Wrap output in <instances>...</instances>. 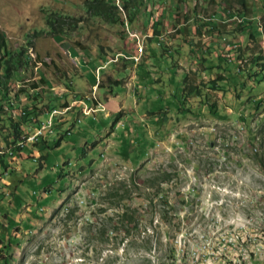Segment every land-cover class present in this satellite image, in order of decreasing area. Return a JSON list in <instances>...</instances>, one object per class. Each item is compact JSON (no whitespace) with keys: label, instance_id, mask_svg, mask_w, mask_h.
<instances>
[{"label":"rangeland","instance_id":"rangeland-1","mask_svg":"<svg viewBox=\"0 0 264 264\" xmlns=\"http://www.w3.org/2000/svg\"><path fill=\"white\" fill-rule=\"evenodd\" d=\"M146 1L149 11L155 14L153 21L159 25L151 21L145 29H123L89 22V26L82 25L84 30L72 32L67 43H60L44 31L46 15L56 10L69 14L73 5L79 9L84 0H0V32L7 37L9 45L16 49L32 43L28 55L34 62V72L28 74L25 81L36 82L39 93L49 91L51 94L46 101L55 99L53 104L59 111H64L66 107L62 106L70 102L68 112L57 115L54 133L44 138L46 145H36L33 155L28 146L23 160H18L17 154L12 159L8 157L14 172L5 177L4 185L16 184L18 190L10 184V189H6L9 198L0 197V240L4 242L0 244V264H227L232 258L233 264L250 260L258 264L264 262V173L262 166L252 158L257 151L262 152L259 142L264 139V107L255 111L257 103L264 102V78L257 83L246 76L248 87L240 99L235 97L231 80L218 91L201 86L209 94L210 103L217 105L215 112L210 113L203 107L198 109L200 106L195 104L196 114H185L171 130L165 128L169 119L165 110L154 117L146 116L140 114L137 104L151 82L162 80L155 87L161 90L162 97L170 100V92L174 91L177 81H181L182 73H187L195 84L216 79L217 71L206 72L203 66L209 68V65L202 62L204 58L211 59V34L197 36V20L205 23L213 20L226 37L219 42L223 53L241 48L246 55L241 65L246 71L252 70L250 63L255 56L264 58V0H247L255 10L247 17L254 23L255 40L250 39L246 29H238L241 20L229 9L239 8V0ZM177 2L180 21L187 18L189 23L185 24L186 35L182 40L174 36L169 40L167 37L176 31L170 9L176 10ZM194 4L196 15L191 8ZM76 15L80 16L81 10L76 11ZM155 28L162 37L147 43L148 38L154 36ZM34 30H37L35 37ZM160 40L168 51L180 48L179 69L175 75L179 78L153 67L160 62L150 52ZM76 41L88 47L90 53L81 50ZM138 42L144 46L139 61L135 58ZM212 46L215 47L213 43ZM191 48L195 53H190ZM99 54H104L106 61H118L119 56L130 60H119L116 66L103 63L106 65L103 75L102 70L95 68L102 56ZM37 55L41 59L39 64L35 62ZM231 55L234 57L233 52ZM142 63L148 65L146 71L151 68V79L140 68ZM225 64L227 66L228 61H224ZM161 65L166 67L165 63ZM214 66L217 64L211 65ZM114 67L122 71L116 78L124 77V84L113 87L114 93L108 94L109 102H106L102 96L106 92L99 90V85L108 83L107 75H113ZM229 68L234 70L232 65ZM42 74L49 80L50 87L40 83ZM66 77L67 85L71 80L73 88L66 86ZM61 78L65 82H61ZM19 87H24L29 94L21 95L23 106L34 105L33 90L24 82L19 83ZM158 93L149 96L157 98ZM77 95L83 98L70 99ZM92 98L100 102L94 106L88 103L89 110H94L95 114L86 117L81 101L92 102ZM171 107L169 114L176 119V106ZM120 112L123 117L111 131L115 115ZM3 124L1 122L0 130L5 131ZM140 124L146 126L147 136L154 145L136 164L133 156L138 157L142 149L135 143ZM68 130L72 135L66 136L59 148L49 151L58 135ZM5 133L0 134V148L4 150L7 149L2 136ZM33 133L34 129L28 132ZM127 140L130 143L126 155ZM47 154L46 164L40 169L38 161ZM134 173L138 175V183L150 178L162 179L164 173H170V182L160 185L168 205L156 198L151 206L149 201L154 190L147 192L143 186L132 187L131 199L125 203L138 207L142 213L138 215V229L130 234L114 231L103 244L91 239L84 229V215L103 219L98 209L108 205L103 198L106 190L119 187L121 183L127 186ZM3 183V179L0 180V184ZM94 188H99L100 192L94 194ZM68 196L71 203L77 202L81 207L83 214H78L82 216L77 222L64 223L65 210L56 219L52 217ZM113 212L108 210L106 215ZM10 236L12 244L7 247L6 239ZM157 238H161V245ZM226 242L236 246L225 250L222 245Z\"/></svg>","mask_w":264,"mask_h":264},{"label":"trees","instance_id":"trees-1","mask_svg":"<svg viewBox=\"0 0 264 264\" xmlns=\"http://www.w3.org/2000/svg\"><path fill=\"white\" fill-rule=\"evenodd\" d=\"M181 1V0H180ZM120 5L117 4L116 0H84L81 7L77 9L75 5H73L71 9V13H63L62 11L56 10V11H49L46 15V26L47 28L44 30L46 32H49L51 35L54 36V38H57L60 43H67L68 39H71L72 32L81 31L84 26L83 24L89 26V22H92L94 24L100 23L115 27H122L125 28H132L134 29L137 27V29L148 27V25L155 22V25H159L157 21H153L154 19V12L152 10L149 11L147 6L146 0H120ZM239 8H233L230 7L229 9L231 12H233L235 17H238L241 22L239 23L238 29H246V34L249 33L250 39L255 40L254 30H253V22L248 20L247 17L249 14H254L255 10L248 4L247 0H239ZM176 3V10H171L170 16L171 21L173 22V26L176 29L174 31V35H171L167 37V39H172L173 36L176 39L182 40L183 37L186 35V28L185 24L189 23L187 18L184 22L180 21V15L179 13H176L178 11ZM191 6V5H190ZM122 8V10L120 9ZM192 12L196 15V8L197 6L194 4L191 6ZM81 10V15H76V11ZM219 16V15H218ZM195 17V16H194ZM199 17V16H198ZM197 17V18H198ZM199 19V18H198ZM193 20V19H192ZM85 21V22H84ZM197 27V36H204L207 34H211V40L212 43L215 45V47L212 46V43H210L209 48L211 49L210 57L211 59H202V62L207 63L209 65L208 67H204V70L207 72L208 70L211 71H217L215 72L217 74L216 79H211L210 81H202L201 84H195L193 80H189V75L187 73H182L181 81H177L174 86V91L170 92V101L169 99L161 96V90L156 89L155 84H159L162 82V80H158L156 82L148 83L147 80V88L143 90V96L139 98L138 101V110L140 114H145L146 116L154 117L157 115V113L161 112L160 110H165L166 114H168L169 119L166 124V129L171 130L177 122L181 121L182 116H185V114L189 113L191 115L196 114V106L195 104H198L200 107H203V110L208 108L210 113L215 112L217 109V105L210 103V97L209 94L205 92L201 86L207 88H211L212 90H220L222 89V84H227L229 80L232 81V90L235 94V97L237 99L241 98L242 92L247 89L248 84L246 83V76L248 78H253L256 80L257 83H261L264 78V58L262 55L255 56V59L251 61L252 70L246 71L242 67V62L245 61L246 55L243 54V51L241 48L239 49H229L230 52L227 51V53H223V50L219 46V42L222 41V38L224 37V34L220 32V28L217 25H214L213 20L209 23H205L201 20L196 21ZM84 30V28H83ZM43 31V32H44ZM34 37L37 36V30H34ZM162 37L161 33L157 28L154 29V36L152 38H148L147 43L151 42L153 38H159ZM228 37V36H227ZM162 40V39H161ZM158 41V44L154 45L153 52H150V54H153L155 56V59H157L160 63L153 66L155 69H160L159 71H168V73H171L176 77L178 67V57L180 56V48H178L176 51H168V49L165 48V45H162V41ZM218 42V43H217ZM78 45L81 46V50H83L85 53L89 54L90 49L88 47H82V44L76 41ZM77 45V46H78ZM32 46V43H28V46H22L21 48H12L7 40V37L0 32V125L1 122H4L3 127H5V131L2 129L0 130V134L3 132H6L4 136V144L6 145L7 149H1L0 152H4L0 155V180L3 179V175L7 174L9 170L12 169L11 163L8 162V157H15V155H20L23 153L28 146H33L36 148V145L38 144H44L46 145V140H43L41 138L38 143L31 145L29 143H26V132L27 128H35L39 127L42 124V121L45 117H47L53 110L57 109L56 105L53 104L54 101L51 100L50 102H47V97L51 94L49 91H44L43 93H39L38 85L36 82H30L25 81L28 74H32L34 72V62L31 60V57L28 55V50ZM177 46H180L178 44ZM201 49V47H199ZM100 52L102 53V48H100ZM199 49V50H200ZM138 53V48H136ZM193 51V52H192ZM231 52L234 53V57L231 55ZM136 53V54H137ZM190 53H195V50L191 48ZM81 54V53H80ZM100 58L99 63L95 64V68H99V70H102L103 75L106 74V66L105 64H108L109 61H106L104 58V54ZM120 55V54H119ZM80 56V55H79ZM150 55H148L149 57ZM120 57V59H119ZM118 61H125L128 62L130 59H127L125 56H119ZM39 59V61H38ZM152 59V57H151ZM216 59V60H215ZM209 60V61H207ZM214 60V61H213ZM110 62L116 66V63L118 62ZM207 61V62H206ZM224 61H228V65H223ZM229 61L232 62L229 63ZM37 64L41 63L40 57L37 55L36 61ZM87 63V62H86ZM103 63H105L103 65ZM161 63H165L166 67H162ZM217 64V66L211 67L212 64ZM88 66H91V63H87ZM126 65V64H125ZM234 66V70L230 69L229 66ZM87 66V72L90 73ZM141 69L145 71V74L148 75V79H151V68L150 71H146L148 69L147 64L145 65L142 63L140 65ZM32 67V68H31ZM152 67V66H151ZM257 68H260L261 71L258 72ZM124 69V68H123ZM125 70V69H124ZM127 73V70H125ZM119 72H122L120 69L117 70L116 67L113 68L112 76L107 75V81L108 83H101L99 85V90H105L106 93H104L102 96L104 98V101L109 102L108 100V94L114 93L113 87L120 86L124 84V77L122 78H116L117 74ZM128 74V73H127ZM214 74V72H213ZM92 76V75H91ZM26 77V78H25ZM64 77V76H63ZM65 78V77H64ZM61 78V82H65V79ZM94 78V77H93ZM179 78V77H176ZM67 77H66V86L73 88L74 85H72V81L69 80L70 85H67ZM96 80V78H94ZM95 80L93 82H95ZM24 82L28 87H30L34 94L31 95L32 98L35 100V104L32 106H28L27 104L23 106L21 102V95L22 94H28V91L24 87H19V83ZM164 82V80H163ZM40 83L43 85H49V80H47L46 76L42 74L40 77ZM137 88V87H136ZM253 90V88H251ZM250 90V91H251ZM160 94H159V93ZM224 92V91H223ZM157 94V98H154L152 96H149V94ZM141 95V93H140ZM29 98V97H28ZM77 98H83L82 96H72L70 99L73 101H76ZM251 100V99H250ZM103 101V100H102ZM100 101L93 100L92 102H88L89 104L98 105ZM70 102L68 101L65 103L63 107H68ZM170 103V105H168ZM177 104V105H175ZM256 106V112L261 110V107H264V102L257 103ZM176 106V119H174L173 116L169 114L171 106ZM158 106V107H157ZM162 108H161V107ZM166 108V109H163ZM142 111V112H141ZM13 113L15 117L13 116ZM93 116V115H92ZM89 117V116H86ZM123 117V114L117 113L114 118V122L111 126V131H114L120 122L121 118ZM143 124V123H142ZM137 125V131H138V137L135 138V143H137V147H142L141 152L138 154L137 157L136 154H134V161L138 162L141 160L140 158L145 157L148 154L149 147L153 146L154 144L151 142V140L147 136V128L144 125ZM72 135L71 131H66L65 133H61L58 135L56 141L53 143L52 146H50L48 149L49 151H52L56 148H59L63 140L66 136ZM128 139V138H127ZM126 142V141H125ZM124 142V143H125ZM22 145H18L21 144ZM129 140H127V147L125 146V150L127 149L126 155L128 153V145ZM97 144V143H96ZM26 145V146H25ZM95 145V144H94ZM255 144H253L254 146ZM42 147V146H41ZM40 147V148H41ZM259 147L261 148V153L258 151L252 155V158L259 163L262 166V171L264 173V139L259 142ZM25 148V149H24ZM32 152V149L30 150V153ZM136 155V156H135ZM49 154L42 156L40 160L38 161L39 168L43 169L44 165L46 164V160L48 158ZM19 157V156H18ZM92 164V161H91ZM138 167V165H136ZM14 172L13 170L10 171ZM140 172V171H139ZM138 173V171H137ZM137 173H134L130 177V181L128 185H124L121 183L119 187L111 188L109 187L105 194H104V200L105 203L108 205H102L104 207H99V212L104 215L103 219H98L93 217H85L86 221L84 224L85 232L88 234V236L91 239L99 240L101 244L104 242H107L110 240L111 235L114 234V231L123 230L125 233L130 232L133 229H138V225L140 222V217L138 215H141L139 208H132L128 204L125 203V201L130 200L132 196V187H145L144 189L148 192L149 190H154V194L150 198V204L151 206L154 205V201L157 198L158 202H163L165 205H168L169 201L167 200V196L163 194V190L160 189L161 184L169 183L172 175L170 173H164L163 178L159 179L156 178H150L144 183H138V175ZM13 175V173H11ZM1 186V184H0ZM122 188L124 191H122ZM15 190H17V187H15ZM100 192L99 188H94L93 193ZM18 195V194H17ZM103 196V195H102ZM1 197V196H0ZM71 196L67 197V200L60 205L59 208L56 209V211L53 214V218H57L59 215L66 211L63 214V222L64 223H70V222H77L78 219L82 216L81 207L78 205L77 202L71 203ZM108 210H114L111 215H106ZM82 213L78 216L79 213ZM33 216H30V218ZM153 220H151L150 224H153ZM163 222L169 224V222L165 219H163ZM170 239V238H168ZM12 238L11 236L6 239V246H11ZM159 241L160 245L162 244L161 238H157V242ZM156 242V243H157ZM0 244H4L2 240H0ZM116 250V247L115 249ZM150 251L152 250L149 249ZM173 251V250H172ZM13 255H11L12 257Z\"/></svg>","mask_w":264,"mask_h":264},{"label":"built area","instance_id":"built-area-1","mask_svg":"<svg viewBox=\"0 0 264 264\" xmlns=\"http://www.w3.org/2000/svg\"><path fill=\"white\" fill-rule=\"evenodd\" d=\"M137 44H138L137 45L138 46V55H136L135 58H136L137 61H139L140 58H141V56H142L143 45L140 42H138ZM96 90H97V88H96ZM92 99H90V100L91 101L96 100V99H93V100ZM88 102L81 101V104L85 105L84 111H85L86 116H90L92 114H95V111L94 110H89ZM92 106H94V104H92ZM69 109H70V106L66 107L64 109V111H59L58 109L53 110L48 115V117L46 118L47 120L45 119V120L42 121V124L39 126V128H32L35 131V133H33V134H28V132L30 130H32V129L27 128V131H26L27 132L26 133V135H27L26 143H29L31 145H34V144L38 143L41 138L44 139L46 136H49V135L53 134L54 133V131H53V127H54L53 124L55 123V120L57 118V115L58 114L62 115L63 113L68 112ZM22 144L23 143L18 144V145L20 146ZM181 234H183V233H181ZM235 246H236V244L233 243V242L232 243L226 242V243H224L222 245V247H224L225 250L233 249ZM222 247H220V248H222ZM193 252H195V250ZM206 253H210V251L209 252H206ZM222 253H223L222 255H224V253H225V251H224L223 248H222ZM194 264H199V263L198 262L197 263L194 262ZM212 264H219V263L214 262ZM227 264H233V258L231 260H227ZM242 264H258V263L254 262L253 260H250V261H242ZM262 264H264V262Z\"/></svg>","mask_w":264,"mask_h":264},{"label":"crops","instance_id":"crops-1","mask_svg":"<svg viewBox=\"0 0 264 264\" xmlns=\"http://www.w3.org/2000/svg\"><path fill=\"white\" fill-rule=\"evenodd\" d=\"M69 101V100H68ZM99 116V115H98ZM100 123H101V120H100ZM102 124V123H101ZM44 140V139H43ZM46 140V139H45ZM31 149H35L33 146H31ZM26 151V150H25ZM25 151L23 152V153H21L20 155H18L19 157H17L18 158V160H23L24 158H26V155H24V153H25ZM33 152H31L30 153V155H33L32 154ZM8 161H10V160H8ZM10 163H11V161H10ZM10 171L11 170H9V172L7 173V174H5V176H3V184L0 186V193H2V195H0V196H2V198L5 196V197H7V198H9V194H8V190H6V189H10V184H12V186L14 185L13 183H7V184H9V185H4V184H6V180H5V177L6 176H9L10 175ZM15 187H17V185L15 184L14 185V187H13V189L15 188ZM6 190V191H5ZM18 190V189H17ZM5 191V192H4ZM10 192H12L11 190H9ZM9 200V199H8ZM10 202H11V200H9Z\"/></svg>","mask_w":264,"mask_h":264},{"label":"clouds","instance_id":"clouds-1","mask_svg":"<svg viewBox=\"0 0 264 264\" xmlns=\"http://www.w3.org/2000/svg\"><path fill=\"white\" fill-rule=\"evenodd\" d=\"M117 4H118V5H120V2H119V1H117ZM120 9L122 10V8H121V7H120ZM136 55H138V53H137ZM142 55H143V54H142ZM141 57H142V56H141ZM111 61L113 62V60H110V61H109V63H110ZM115 62H116V61H115ZM105 67H106V66H105ZM63 108H64V107H63Z\"/></svg>","mask_w":264,"mask_h":264},{"label":"bare ground","instance_id":"bare-ground-1","mask_svg":"<svg viewBox=\"0 0 264 264\" xmlns=\"http://www.w3.org/2000/svg\"><path fill=\"white\" fill-rule=\"evenodd\" d=\"M144 53V46H143V49H142V54ZM85 112V111H84ZM35 128H39V127H35ZM26 146V145H25ZM25 149V148H24Z\"/></svg>","mask_w":264,"mask_h":264},{"label":"water","instance_id":"water-1","mask_svg":"<svg viewBox=\"0 0 264 264\" xmlns=\"http://www.w3.org/2000/svg\"><path fill=\"white\" fill-rule=\"evenodd\" d=\"M102 92H104V90H102Z\"/></svg>","mask_w":264,"mask_h":264}]
</instances>
